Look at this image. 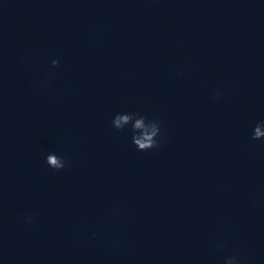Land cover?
Instances as JSON below:
<instances>
[{
    "label": "water",
    "instance_id": "obj_1",
    "mask_svg": "<svg viewBox=\"0 0 264 264\" xmlns=\"http://www.w3.org/2000/svg\"><path fill=\"white\" fill-rule=\"evenodd\" d=\"M182 1L0 0V146L106 73Z\"/></svg>",
    "mask_w": 264,
    "mask_h": 264
},
{
    "label": "clouds",
    "instance_id": "obj_2",
    "mask_svg": "<svg viewBox=\"0 0 264 264\" xmlns=\"http://www.w3.org/2000/svg\"><path fill=\"white\" fill-rule=\"evenodd\" d=\"M53 67L60 64L59 59H53L51 61ZM217 98L219 93L216 94ZM112 126L116 130H125L130 126V131L132 133V142L138 151H149L156 149L160 146L161 137V126L158 120L150 119L145 115H140L138 113L124 112L117 113L112 119ZM252 140L264 139V121L257 123L254 126ZM46 164L53 170L60 171L65 169L70 161L65 156H59L56 153H50L46 156ZM33 217H28L27 221L31 222ZM96 235V233H93ZM226 264H240V258L237 256L229 257Z\"/></svg>",
    "mask_w": 264,
    "mask_h": 264
}]
</instances>
